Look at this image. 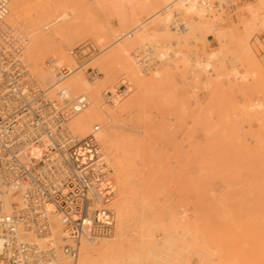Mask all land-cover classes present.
<instances>
[{"label":"bare ground","instance_id":"6f19581e","mask_svg":"<svg viewBox=\"0 0 264 264\" xmlns=\"http://www.w3.org/2000/svg\"><path fill=\"white\" fill-rule=\"evenodd\" d=\"M35 1L37 2V0ZM210 1H211L210 5L203 6L200 0H161L162 15L160 14L161 16L158 19L160 21H157L160 23H158V25L155 24L156 26L161 28L160 29L162 31V32L160 31L162 33L161 37H163L161 39H164V40L173 39L174 44H177V46H180L182 44L183 46L185 42L187 43L186 41L187 39L186 37H184L186 34L188 36L189 34H191V36L193 35V37L195 36L198 37L200 35L199 37L201 39L203 38L202 37L203 35L201 34L206 33L205 32L206 30L212 29V30H209V32L213 30H217L215 28L217 27L215 23H217L220 16L224 15L223 11L219 7V4H221V2L224 1L226 2L227 6H232L230 3L233 0H210ZM214 1H217L215 5L213 4ZM6 2H7L6 22L8 25L14 28V31H15L14 36L21 42V46H22L19 59L25 63L30 74L38 81L41 87L45 90L46 96L48 98H50L51 96L56 97L59 95L58 94L59 91L65 90V92L67 93L66 94L67 99L65 101H70L81 95L86 97L87 105H85V107H83L82 109H80L79 111L75 113V115L70 119L68 126L70 127L72 132L76 134L79 138L87 135V133H90V132L97 134L95 135L98 136V138L96 136L95 137L100 145L101 153L107 162V167L109 169V175L111 177V181H112V185L114 189L113 196L111 197L109 202L107 204L106 203L103 204L105 207L111 209L113 212L114 221H113L112 229L115 228L114 233H112L113 235L109 236V238L103 237V236L109 235L112 229L109 233L104 234V235H94V236L84 235L79 240V244L76 249L77 255L75 258H70L69 256L65 255L59 247V249H57L56 256L50 261L49 264H264V151H262L264 149H262L259 146L258 147L255 146L257 143L256 141V143L255 142H252V143L254 144L255 147H257L258 151L255 150L256 148L251 147L253 146L252 143H251L252 145L250 146L251 148H249L248 146V149L246 150L247 145L250 143L246 141L245 142L242 141V138H241V141L243 142V146L244 147L246 146V147L245 149L243 147L244 150L241 149L242 143L238 144L239 142L238 140H240V138L233 137V133H235V129L237 127L235 125L239 124V123H236L238 121L234 122L235 125L233 127L234 128L233 133L230 132L231 130H233V128L229 127V125H227L228 123L226 122L227 124L224 125L226 127L223 128L224 133L221 132L222 135L220 133H219L220 135L214 134L211 136H207L206 137L207 140L205 141L203 140L204 143L207 141L206 143L207 150L205 148L203 149L209 152L210 157L207 155L208 158L205 159L206 154L204 153L206 152L204 153L202 152L205 155V158L200 160V163L199 165L197 164L198 165L197 167H195L196 165L195 161L197 160H193L194 162L191 160H188L189 161L188 162L186 160L187 161L186 167L188 163L193 162L192 168L195 167L193 171L190 167L191 165L190 164L189 167L191 171H186L187 169H189L187 167V169L181 168V170L183 169L184 172H182L183 170L181 171L182 173L178 172L182 176V178L180 177L181 178L180 181L176 182V179L180 175L179 174L177 175L176 173H174L178 177H174L175 179L171 178L172 181H174L172 184L173 187L170 184L171 182L169 183V188L168 187L165 188L166 185L164 183L160 184L159 182H158L159 183V186H158L155 183H157V180L160 178L159 169H161L162 164L164 163L167 164L164 161H162L161 163V157H163L164 160H166L165 156H163L165 153H162L159 150V149H162L163 147L160 148V146L157 145V143L155 142L154 147H153V144L151 148L150 146L149 147L147 146L148 148L146 150H148V152L145 153L147 155H143V150L146 148V144L148 143V141H143V142H146L145 147H144L142 146L140 142L141 140L136 137L137 135L134 137H132L133 135H130L131 138L127 139V137L123 136V134L120 131H117V129L119 128L120 124H122L121 121L122 122L125 121V117H126L124 116L125 114L129 115V113L131 114V112L133 111L135 112L139 110L142 111V109L145 107L144 106L145 100L148 99L146 96L149 92L155 90V94H156L157 90L162 91V88L160 89L158 88V86L161 87V83H164V84L166 83V82H162L161 78L162 76H166L164 75V73L167 72L166 69L171 67L170 64L167 63L166 61V58H167L166 54H165L166 57H164L163 53H162L163 56L161 55L160 57V58L162 57L164 58L163 61L164 60L166 61L164 62L165 64L162 63L163 61L160 62L159 60V62L162 67L166 65V63L169 65H166L163 68H161V66L159 65L161 70L157 68L159 70L157 69L153 70V73L149 72L150 75L146 76L147 74H144V72L136 68V64L137 65L139 64L136 62V60H134L136 64L133 63L129 50L124 48V46L121 47L120 49L118 47L117 49L119 50L115 49V51L117 50L116 53H113L110 56L107 55L106 57L102 54L99 58L95 59L97 61L94 60L95 63H99V65H101L100 73H103L104 76H101V77L97 76L98 78L97 79L95 78L94 81H92L91 79L90 81H87L79 70L81 65L75 66V63H74L75 57L71 56L69 52H68L69 55H66L67 52L66 53L63 52V47L67 48L69 45H71L72 43L71 38L75 39L79 37V36L76 37L78 34L77 30L79 31V29L75 25L76 17L75 18L73 17L72 27H70L71 30H67V32H65L66 31L65 27L64 29L60 27L59 25L56 27V24H57L56 22H60V20H62L68 15L67 13H65V11H62L61 8H63V6L61 4L60 6H56V4L55 6L52 5L50 8L48 7V9L44 8L42 10L43 14L41 13L42 14L41 16H39L40 14L39 15L37 14L38 16L36 15V18L33 17L34 18L33 19L31 16H29L32 14V13L31 14L29 13L32 11L33 7L29 8L30 7L29 6L26 12L23 7L20 8L22 0H11V1L6 0ZM8 2L10 3L8 4ZM12 2H14V4L15 3L20 4L17 7L20 9L23 8L22 10H24V12H26L27 14L24 12L17 13L16 12L17 9H15L16 6L15 5L12 6ZM24 2L26 1L24 0ZM259 2L260 4H257L256 2H254L255 4H253V9H251L250 11L251 13H250L249 21H247V19L244 20L246 22L243 21V23H245V26L248 24V26H246L248 28L251 25H253V29H254V27L256 26L255 23L257 22L256 20L259 19L258 17L259 14L261 12H264V0H260ZM222 6L224 7V5ZM172 7L176 8L178 11L182 13L185 12L184 14L189 15L192 19L191 24L187 26L188 23H186L185 21V27L179 28V29L173 27L172 16L169 11L170 8ZM34 9L35 8H33V10ZM37 10L40 11L39 8ZM36 12H34V14ZM34 14H32V16ZM184 14L182 15L184 16ZM7 17L12 18L11 20L13 21L16 20L14 22L20 23L19 24L20 26H18V24H15V23H14L15 25L12 24L13 22L9 23V20L7 21ZM184 17L182 18L184 19ZM224 19L225 18H223V20ZM39 20H42V22L44 20L43 24L36 25L39 23L38 22ZM186 20H187V16H186ZM223 20H221L220 22H222ZM52 24H55V28H53L54 25ZM168 24H170V27L168 26ZM50 25L52 27H49ZM42 26H44L43 28L44 30L41 28ZM187 27H188V30H186ZM20 28H22L25 31L27 30V34H24L25 32L22 33L23 30ZM47 28H52V29L47 30L48 31L47 32L46 31ZM41 30L47 33H39ZM133 30H138V26L137 27L135 26ZM180 31L184 32L183 34L184 38H181L182 34ZM185 31H186V34H185ZM50 32H53L56 38H57V35L59 37L60 35L62 36L60 38L58 37L59 39L57 40L56 38L54 39V36H52L53 34H51ZM65 33L69 35L70 42L69 41L65 42V40L63 41L62 37L65 36ZM178 33L181 35L179 36ZM216 33L214 32V34ZM25 36H26L27 41L25 39ZM204 37H207V35L205 34ZM61 38H62V41L60 40ZM184 39L185 41L183 43ZM141 40L143 42L148 40V37L144 33V31L143 32L141 31L140 33H138L136 41L135 40L134 41L136 43L138 41V43L140 42L141 44L143 43L141 42ZM25 41L26 43L24 47ZM134 41L132 42L130 41L129 44H133V43L136 44ZM180 41H181V44H180ZM167 42L169 43V41ZM182 46L180 47L182 48ZM180 47H178V49ZM184 47L185 46H183V48ZM195 50L193 51H195L196 53L197 48ZM49 52L52 53L51 59L55 61L56 67L64 66L69 69L70 73L69 75L66 76L67 78L64 77L61 81H59L57 79V74L54 73L53 69L47 67L46 63H44L45 66H42L43 57L46 56V54ZM176 53L178 55V51ZM180 54L183 59L180 58V56H179L180 60L177 59L176 58L177 55H176L175 62L178 60L179 62L183 63L182 64L183 67H186V66L188 67L189 65H191L192 62L189 63L190 59L189 58H188L189 60L186 59L187 55H184L183 53H179V55ZM210 54H211V57L209 56ZM210 54L208 55L209 57L207 56V58L209 59L213 58L216 55V53H210ZM201 55L203 56V54ZM205 55L206 54H204L203 56L205 60L200 59L197 62H193L194 68L192 69H196L197 70L196 73H198L197 75L196 74L194 75L196 76V78L199 77L200 71H203V72L204 70L207 71V69L209 68L208 66H210V62H213L212 59H211L212 61L211 60L206 61ZM184 56H186V58H184ZM26 58L29 60L30 63L28 62ZM159 62L157 63L159 64ZM217 63L219 64L220 62L217 61ZM173 66L176 67L175 64H173ZM200 68L204 70H199ZM220 68H223V67H220ZM173 70L176 71L175 68H173ZM170 72L172 74L174 73L172 71ZM119 73L128 74L135 81L136 91L134 90V92H136L135 94L136 97L135 98L130 97L129 100L125 97L127 99V101L125 100V102L122 101L125 98H122V99L114 100L113 103H107L104 100L103 91L106 89H113L114 87L105 88V86L108 84V82L113 77L116 76V74H119ZM224 75H225V72H224ZM220 77L218 78L221 79ZM204 78H206V76ZM207 79L208 80L203 79L204 82L207 81L208 85L209 84L211 86L215 85L214 87L216 89L218 88L216 87L217 81L216 82L214 81V84L212 85L211 82L213 80H211L209 83L210 79L209 78ZM212 79H215V78H212ZM170 80H172V77ZM194 80H197V79H194ZM165 85H167V83ZM173 85H175V83ZM225 88L227 90V86ZM231 88H228V89H231ZM219 90L220 89L218 88V93H220ZM48 91L51 92V96H49L50 93ZM166 92H164L165 95H167ZM171 92L172 91L170 90V93ZM222 95H225V93ZM162 96L165 98L164 100L166 101L170 99V96L166 97L164 96V94ZM220 96H221V93H220ZM223 97H226V95ZM209 100L210 98L207 99V102ZM226 100L227 102H229L228 99ZM168 103H166V106L168 105L167 108L171 106L169 101ZM205 103H206V100H205ZM185 104L187 105V103ZM229 104H231V102ZM234 104L235 103H233V106L235 108ZM164 105L165 103H163V106ZM216 105H212V106L218 109L219 104L217 105V107ZM148 106L149 105H147V107ZM205 106H204V110L207 109V108L205 109ZM219 109L221 110L222 108H219ZM210 110H212V108ZM226 110H224V113H223L225 116L227 115V113L230 112V110L229 112H227ZM172 111H174V109H172ZM225 111H226V114H225ZM257 111L259 112H256V111L254 112L260 113V110L257 109ZM254 116H257V115H254ZM254 116L252 118L253 121L258 120V119L260 120L258 116L257 117H254ZM241 117L243 116L240 115V117L238 118L240 120H244L245 116L243 117V119ZM262 117H264V114H262ZM178 118H180V116ZM228 119L229 121L232 120V118H228ZM252 119L250 120V122H252ZM221 120L224 121L223 123H225L224 118ZM206 121L210 123L209 120H206ZM232 121L231 123H229L230 126L231 125L233 126ZM144 122H146V120ZM196 122L197 121H195V123ZM200 122H202V120H200ZM244 122L249 123V120L248 119L244 120ZM211 123H214V122H211ZM262 125H264V123H262ZM182 126L183 125H180L179 127H182ZM161 127L162 129L165 128V126L163 127L160 125V128ZM195 127L196 126L194 124L193 128ZM250 127L252 126L250 125ZM188 129L190 128L188 127ZM221 129H222V125H221ZM226 129H229L230 131ZM245 129H248V128H244V130ZM163 130L165 131V129ZM210 130L211 131L214 130V127L213 129L211 128ZM164 131H161V132L164 133ZM260 131L262 130H259V133H261ZM226 132L232 133V137L229 136L228 134L226 135L225 134ZM246 132H249V131L246 130ZM167 133H166L167 138L166 136H164V134L163 135L159 134V135L164 136L163 138H166L167 142L169 141L171 143L174 142L173 140H176L175 137L173 139L171 138L169 139L168 136L170 134V131L169 132L167 131ZM171 133L173 134L172 131ZM199 133L201 134V131H199ZM189 134L190 133H188L187 135L189 136ZM192 134L193 133H191V135ZM211 134L213 133L211 132ZM248 134L250 133H247L246 135ZM251 134L249 136H251ZM258 134H255V136L257 135V138H258ZM191 135L188 138H191ZM204 135H209V134L205 132ZM143 137H146V136L143 135L141 138ZM150 137L152 138V136ZM194 137L196 138V136ZM179 138L181 139L180 136ZM203 138L205 139V137ZM232 138L236 139L235 142H233ZM129 140H132V141H129ZM143 140L145 139L143 138ZM147 140H148V137H147ZM151 140L152 142L154 141L153 139ZM181 140L183 141V139ZM231 140L233 144L237 142V144L240 145L239 147L240 149L236 148L237 146H235V150H233L234 146H232ZM185 141L186 140L184 139V142ZM260 141L262 140H259V142ZM170 142L169 144H171ZM194 143H190V144H193L191 146H194L197 144L196 141ZM245 143H248V144H245ZM202 144H199V145H202ZM224 144H226L227 146L229 145V146L227 147L225 145L224 147ZM140 145L141 147H144L143 150L140 147ZM171 146L174 147L177 145L171 144ZM230 146L233 148H230ZM182 147L184 148V146ZM202 147L200 148L202 149ZM154 148H159V149L154 150ZM260 148L262 149L261 151H260ZM165 149H166V146H165ZM236 149L237 150L239 149V150L236 151ZM249 150H255V151H249ZM157 151H159L161 155ZM183 153L184 152H182V154ZM180 156L181 154L179 152V157ZM166 158H169L168 154L166 155ZM178 158H176L175 160H177ZM184 159L185 158L181 159L182 163L180 164H182V167H183ZM175 160H172V161L174 162ZM178 160H180V158ZM177 162L179 161H176V164H178ZM165 164H164V168L162 167L163 171L165 169ZM178 167H179V164H178ZM171 168L172 170H175L173 167ZM141 169H142V172L140 173ZM178 169H180V167ZM114 171H115L116 176L114 175ZM168 174L170 175V173ZM163 175L165 177L168 176V175H165L164 173ZM161 186H163L162 190L163 188H165V191H163L164 195H158L159 197L162 196L161 197L162 201L159 200V198L157 197L156 191H155L161 188ZM157 187L159 188L157 189ZM95 194L97 195L95 197L98 198V201L100 202L102 197L98 195L97 192H95ZM115 195H117V199L114 200ZM13 201H17V197H14L12 199H7L6 209L8 211L11 209L10 204ZM101 203L102 202H100V204L96 203V206H101ZM50 217H51V222H52L51 232L49 233L46 239H51L52 242L55 243L56 247L61 246L64 242L69 243L67 239L63 241V238L65 237V233H64L63 226L61 224L59 215L55 213H51ZM29 237L31 239H34V236L32 235H30ZM37 241L40 244L43 240H37Z\"/></svg>","mask_w":264,"mask_h":264},{"label":"rangeland","instance_id":"374dc122","mask_svg":"<svg viewBox=\"0 0 264 264\" xmlns=\"http://www.w3.org/2000/svg\"><path fill=\"white\" fill-rule=\"evenodd\" d=\"M25 1L26 2H24V0H22V3L24 5L20 2L22 6L20 4H16V3L14 4V2H12V6L13 5L16 6V7L15 6L14 7H15V9H17V11H16L17 13H19V12L22 13V12H24V10L27 12L29 6H30L29 8H32V7L35 8L34 10L32 8V11L30 13L28 11L29 14H31V13L34 14V12L37 11L34 14L35 16L34 15L32 16V14L29 15L32 18L33 17L36 18L37 14L38 15L40 14L39 16H41L43 14L42 10L44 8L48 9V7L50 8L52 5L55 6V4H56V6H60V4H61L63 6V8H61L62 11H65V13H67L68 15L65 18H63L62 20H60V22H56L57 24L56 23L55 24H56V27L58 25L60 27H62L63 29L65 27V30H66L65 32H67V30H71L70 27H72L73 17L74 18L76 17V19H75L76 24L75 25L79 29V31L77 30V33L78 34L80 33L79 35L77 34L76 37H78V36L79 37L75 38L76 40L74 38L73 39L71 38V40H72L71 45H69L67 48L63 47V52L64 53L67 52L66 55H69L68 49H71L72 47L76 46L77 44L85 42V41H91L96 47H98L99 53H97L96 55H93L91 58H87L84 61H82L81 63L82 64L84 63V65L79 68L83 77L87 81H90V79L87 77V74H86L87 67L96 68L99 72L101 71V68H100L101 65H99V63H95V61H97L95 59L99 58L102 54L105 57L107 55L110 56L113 53H116L117 50H119L123 46H124V48L129 50L130 55H131V59L133 60L134 64H136V62H134L135 58H133V57H134V53L136 51L145 49L146 47L151 49L152 56L156 60V65L158 67L155 66L152 69L144 70L141 67L139 68V66L136 64V68L138 70L144 72V74H147L146 76L150 75L149 72L153 73V70H156L157 68L160 69V66H161L160 62H162L164 59L163 57L160 58L161 55L163 56V54H164V57L167 56L166 61H167V63L170 64L171 67L170 66L169 67L171 69L167 68L166 70H167L168 74H167V72H165L164 75H166V76H162V78H161V81L166 82L167 85H165L166 83L164 84V83L160 82L161 87L158 86V88H160V89L162 88L163 92L159 91L157 89H156L157 90L156 94H155V90L149 92L146 96L148 99L145 100V104H144L145 109L143 108L142 111L141 110L136 111V112L133 111V112H131V114L129 113V115L125 114L124 115V116H126L125 121H123V122L121 121L122 124H124V123L125 124L124 125L120 124L119 128L117 129V131H120L123 134V136L127 137V139L131 138L130 135H133L132 137L137 135L136 137L141 140V141L140 140L139 141L141 142L142 146H144V147H145L146 142H143V141H148L145 149H144V147H141V145H140L142 150L144 149L143 155H147V154H145L146 152H148V150H146V149L149 146L151 148L152 144L154 147L155 142L157 143V145L160 146V148L163 147L162 149L154 148V150L159 149L162 153H165L163 156H165L166 160H164V158L161 157V163H162V161L167 163V164L164 163L165 164L164 171L162 170L164 168V164H162L163 168L160 166L161 167V169H159V177L160 178L157 180V183H155L158 186H159V183L160 184L164 183L166 185L165 188H167V187L169 188V183L171 182L170 184L171 185L173 184L174 181H172V179H175L174 177H178L177 176L178 174L180 175L176 179V182L180 181V179L182 178L180 173L184 172V170L182 169L183 170L182 171L181 168L187 169V167H188L189 169H187L186 171H191L190 170V167H191V169L193 171L195 169V167H197L199 165L200 160L205 158L204 154H206L205 159H207L210 154H209V152L205 151V149L207 150V148H206L207 147V144H206L207 141L204 143V141L207 140L206 137L214 135V134H217V135L221 134L222 135L221 132L224 133L223 128L226 127L224 125H226L227 123H228L227 125H229V127H232V128L235 125L234 122L238 121L236 123H239V124L242 123L240 125L239 124L235 125V126H237L236 127L237 130L235 129V133H233L234 128L231 131L229 129H226V130L233 133V137H235V138L239 137L240 138V140H238L239 141L238 144L242 143V148H241L242 150H244L246 147V146L245 147L243 146L242 141H244V142L246 141V142L250 143V144L245 143V144H248L246 147V150L248 149V146H249V148H251V147L256 148L255 150H257L258 146L261 147L262 149H264V147H262V146H264V142H262V141H264V132H262V131H264V125H262V123H264V117H262V114H264V113H262V112H264V110H262V109H264V12H261L259 14V16H258L259 19L256 20L257 22L259 21L258 22L259 24L256 22L255 23L256 26L254 27V29H253V25L250 26L252 28H250V27L248 28V27H246V26H248V24L245 26V23H243V21L246 19H247V21H249L250 13H251L250 11H251V9H253V4H255L254 2H256L257 4H260V2H259L260 0H233L230 3L232 6H227L226 2H224V1L221 2V4H219V7L223 11L225 16L224 15L220 16V14H219L220 18L217 21V23H215V25L217 26L215 28L217 30H213L215 33L216 32L217 33L214 34L213 31L209 32V30H212V29H208L205 31L206 33L201 34V35H203L202 36L203 38L200 39V37H199L200 35L198 37H196V36L193 37V35L191 36V34H189V36H188L186 34V31H185L186 35L184 37H186L187 43L186 42L184 43V41H185V39H184L183 40V43L185 44V45L183 44V46H185L184 48L181 44V41H180V44H181L180 46H182V48L180 46H177V44H174L173 39L172 40L171 39L170 40L161 39V38H163V37H161V35H162V33H161L162 31L160 30L161 28L155 25V24L158 25V23H160L157 21H160L158 19L162 15L161 0H37V2L35 0H33V1L32 0H25ZM250 1H252V2H250ZM9 3L10 2H8V4ZM57 4H59V5H57ZM19 5H20V8L23 7L24 10H22L23 8L22 9L18 8L17 6H19ZM222 5H224V7ZM14 7H13V9H14ZM36 8L37 9L39 8V10L41 12L38 11ZM26 12H24V13H26ZM184 13L185 12H183L182 14H184ZM184 16L182 15V17H184V20L186 21V23H188L187 26H189V24H191V22H192V19L187 14H184ZM186 16H187V20H186ZM223 18H225V19L223 20ZM11 19L12 18L7 17V21L9 20V23L13 22L12 24H14L15 23L14 21H16V20L13 21ZM45 20H46V18H45ZM221 20H223V21L220 22ZM40 21H41V23H40ZM38 22L39 23L36 25H41V24H43L44 20H43V22H42V20H39ZM244 22H246V21H244ZM15 24H18V26H20L19 25L20 23H18V22ZM55 24H52V25H54L53 28H55ZM69 25H71V26H69ZM135 26L136 27L138 26V30H133V28ZM168 26L170 27V24H168ZM49 27H52V26L50 25ZM41 28L43 29L44 26H42ZM20 29H22V28H20ZM51 29L52 28H47L46 31L51 30ZM43 30H41L39 33H47L48 32V31L44 32ZM186 30H188V27L186 28ZM141 31L142 32L144 31V33L147 35L149 41L146 40L147 41V43H146V41L143 42L141 40V42H143V43L140 44V42L138 43V41H140V40H138L137 41L138 44H137L135 42L136 38H137V34L140 33ZM158 31L160 34L158 33ZM183 31H180L182 34L181 38H184L183 37V34H184ZM23 32H25L24 34H27V30L26 31L23 30L22 33ZM50 33L53 34L52 36H54V39H55L56 38L55 34L53 32H50ZM181 34H179V36ZM205 34L207 35V37H204ZM61 36L62 35H60V37ZM58 37L59 36L57 35V38H56L57 40L60 38V37L59 38ZM62 38H63V41L65 40V42L69 41V35H67V33H65V36ZM62 38L60 39L61 41H62ZM25 39H26V36H25ZM162 40H164V41H162ZM201 40H202V42H201ZM26 41H27V39H26ZM26 41L24 42V47H25ZM130 41L131 42L134 41L136 44H134V43L129 44ZM167 41H169V43ZM171 45H173V46H171ZM174 45L177 47H175ZM178 45H179V43H178ZM118 47H119V49H117ZM178 47H180L179 49H181V50H179ZM196 48H197V52H196L197 54L195 53ZM115 49H117V50L115 51ZM193 50H195V51H193ZM177 51H178V55L176 53ZM179 53H183L184 55H187V58H186V56H184V58H186V59L189 58L190 59L189 63L192 62L191 65H189L188 67L187 66L183 67V65H182L183 63L179 62L178 60L175 62L176 58L179 60H180V58H182L181 54L179 55ZM208 53L209 54L210 53H216V55L213 58H211L213 60V62H210V66H208L210 69L208 68L206 71V70L200 68L199 70H204L205 73L203 71H200L199 73H200L201 77L199 75V77L196 78V76H194V75L195 74L197 75L198 73H196L197 72L196 69H192V68H194L193 62H197L200 59L205 60L203 58L204 54H206L205 55L206 61L207 60L210 61L211 59L207 58V56L209 55ZM165 54H166V56H165ZM201 54H203V56ZM229 55H231V56H229ZM175 56H176V58H175ZM179 56H180V58H179ZM209 56L211 57V54ZM48 58H52V53L49 52L46 54V56L43 57L42 66H45L44 63ZM159 60H160V62H159ZM166 61L164 60L162 63H164ZM217 61L220 63L218 64ZM28 62H29V60H28ZM157 62H159V64ZM74 63H75V66L81 65L80 60H78L76 58H74ZM167 63H166V65H169ZM173 64H175L176 67H174ZM60 65H62V64H60ZM166 65H164V66H166ZM163 67L161 66V68H163ZM220 67H223L224 69L220 68ZM173 68H175L176 71H174ZM233 68H234V70H233ZM29 69H30V67H29ZM159 69H157V70H159ZM162 70H164V69H162ZM170 71H172L174 73L172 74ZM221 72H223V73H221ZM224 72H225L226 76L224 75ZM176 75H178V76H176ZM204 75L206 76V78H204L205 77ZM101 76H104L103 73H100L98 75V77H101ZM220 76H222V77H220ZM35 77H37V76H35ZM98 77H96V79ZM171 77H172V80H174V81L170 80ZM218 77H220L221 79H219ZM202 78L206 79V80H208L207 78H209L210 79L209 83L211 80H213L212 81L213 83L211 82L212 85L214 84V81L215 82L217 81L216 87H218L220 89L219 92L221 93V96H220V93H218V88L216 89L214 87L215 85L211 86L209 84L210 85L209 86L207 81L204 82V80ZM212 78H215V79H212ZM194 79H197V80H194ZM123 80L129 81L131 84V91H130L131 94L129 93L126 98L128 100L130 99V97L135 98L136 97V95H135L136 92H134L135 81L128 74H120V73L116 74V76L113 77L108 82V84L105 86V88L106 87H115V86L119 85ZM218 81H219V83H218ZM172 82H173V84L175 83L176 86L173 85ZM199 83L202 84L203 86L200 85ZM162 85H163V87H162ZM226 86H227V90L225 88ZM231 86H232V88H231ZM206 87H208V88H206ZM223 88H225V89H223ZM228 88H231V89H228ZM170 90L172 91L171 93H170ZM221 90H222V92H221ZM160 92H161V94H160ZM164 92H166L167 95H165ZM223 92L225 93L226 97H223V96H225V95H222V94H224ZM49 93H50V95L49 94L48 95L51 96V92H49ZM163 94L166 97L170 96V99L168 98L169 99L168 101L170 102L171 106L168 108H167V106L169 105V103H168V101L164 100L165 98L162 96ZM156 95H158V96H156ZM87 96H88V94H87ZM161 96H162V98H161ZM212 96H213L214 100H213ZM50 98H54V96L53 97L51 96ZM126 98L122 101L123 102H125V100L127 101ZM206 98L207 99L210 98V100L207 102ZM226 99H228L229 102H227ZM205 100H206V103H205ZM241 100H242V102H241ZM223 101H225V102H223ZM162 102L165 103L164 106H163ZM230 102H231V104H229ZM166 103H168L167 106H166ZM185 103H187V105ZM233 103H235L234 104L235 108L233 106ZM216 104L217 105L219 104L218 105L219 108H222V109L220 110L219 108L217 109L214 106H212V105H216ZM147 105H149V106L147 107ZM172 105H174V106H172ZM217 105H216V107H217ZM204 106H205V109L207 108L206 110H204ZM211 108H212V110H210ZM165 109H167V110H165ZM172 109H174V111H172ZM257 109L260 110V113H256V112H259V111H257ZM224 110H226L227 112H229V110H230V112L227 113V115L225 116L223 114ZM252 110H253V112H252ZM226 111H225V114H226ZM238 111H240V112H238ZM248 111H249V113H248ZM254 111H256V112H254ZM143 112H145V113H143ZM233 112H234V114H233ZM236 112H238V113H236ZM231 113H232V115H231ZM151 114H153V115H151ZM235 114L238 117H240V115H242L243 117L245 116L244 120L248 119L250 124L247 123L248 121L244 122V120H240L238 117L235 116ZM250 114H252L253 116L257 115L260 118V120L258 119V120L253 121V119H252L253 116ZM179 116H180V118H178ZM257 116H254V117H257ZM144 117H146V118H144ZM219 117H221V118H219ZM222 117L225 119V123H223L224 121L221 120V119H223ZM227 117L232 118L233 121L232 120L229 121V119ZM243 117H241V118L243 119ZM251 119H252L253 123L250 122ZM145 120H146L147 124H146V122H144ZM200 120H202L203 123L200 122ZM206 120H209L210 123H208V121H206ZM149 121H150V123H149ZM195 121H197V122L195 123ZM231 121L233 123V126L232 125L230 126V124H229V123H231ZM261 121H262V123H261ZM193 122H194L195 126L200 130H198L196 127L193 128L194 127ZM211 122H214V123H211ZM160 125L163 127L165 126V128H163V129H165L166 133H167V131L168 132L170 131L171 135L169 134V136H168L169 139L170 138L173 139L175 137L176 140H173L174 142L171 143L169 141L172 145H174V144L177 145V146H174L175 148L172 147L171 144H169V142H167V139H166L167 135H166L165 131L162 129V127L160 128ZM180 125H183L182 126L183 128L179 127ZM197 125H199V126H197ZM221 125H222V129H221ZM250 125L252 127H250ZM260 125H261V127H260ZM143 126H144V128H143ZM188 127L190 129H188ZM210 127L212 129L214 127V130L211 131ZM185 128L188 130H186ZM244 128H248V129L244 130ZM204 129H206V130H204ZM241 129H243V130H241ZM174 130H175V132H174ZM208 130H210V131H208ZM246 130L249 132H246ZM259 130H262V131H260L261 133H259ZM161 131H164V133H162ZM171 131L173 132L174 135L171 133ZM199 131H201V134L199 133ZM243 131H244V133L245 132L246 133L244 134ZM205 132H207V134H209V135H204ZM211 132L213 134H211ZM188 133H190L189 136L191 135V133H193L191 135V138H188L189 137L187 135ZM232 133L226 132L225 134L226 135L228 134L229 136L232 137ZM247 133H250V134L252 133V134H251V136H249L250 134L246 135ZM254 133L255 134L259 133L258 138H257V135L255 136ZM95 134L96 133H94V135ZM159 134H161V135L164 134V136H166V138H163L164 136H161ZM260 134H262V135H260ZM143 135L146 136V137H143L145 140H143V138H141ZM153 135H154V137H153ZM150 136H152V138ZM179 136L181 137V139H183V141L179 138ZM194 136H196V138ZM96 137L98 138V136H96ZM147 137H148V140H147ZM203 137H205V139ZM244 137H245V139H244ZM259 137H261V138H259ZM197 138H198V140H197ZM235 138H232L233 142H235V140H236ZM241 138H242V141H241ZM151 139L154 140L153 141L154 143L152 142ZM184 139L186 140L185 141L186 143L184 142ZM201 139H202V141H201ZM132 140H129V141H132ZM149 140H151V141H149ZM232 140H231V142H232ZM259 140H262V141L259 142ZM165 141H166V143H165ZM195 141L197 144L194 146H191L193 144H190V143H194ZM256 141L258 144L256 143ZM180 142H181V144H180ZM233 142L231 144H232V146H234V148L231 146H230V148H233V150H235V146H237L236 148L240 147V145H238L237 142L234 144H233ZM252 142H255L256 143L255 146H257V147H255ZM251 143L253 144V146H251L252 145ZM149 144H151V145H149ZM188 144H190V145H188ZM199 144H202V145H199ZM261 144H262V146H261ZM225 145L226 144H224V147H225ZM159 146H157V147H159ZM165 146H166V149H165ZM182 146H184V148ZM198 146H199V148H198ZM200 147H202V149ZM221 147H223V146H221ZM243 147H244V149H243ZM193 148H194V150H193ZM203 148H205V149H203ZM261 148H260V151L262 150ZM103 150H104V148H103ZM238 150L236 149V151H238ZM255 150H249V151H255ZM262 151H264V150H262ZM157 152L159 153V151H157ZM179 152H180L181 156L183 155L182 157L181 156L179 157ZM182 152H184V153L182 154ZM202 152L203 153L206 152V153L203 154ZM159 154L161 155V153H159ZM167 154H168L169 158H166ZM169 154H171L172 156ZM192 154H193V156H192ZM177 156L180 158V160L185 158L184 163H183V167H182V164H180V163H182V160L180 162V160H178L179 158ZM190 156H191V158H190ZM171 157H172V159H171ZM176 158H178V159L175 160ZM172 160H175V161L173 162ZM186 160L187 161L188 160H191V161L197 160V161H195V163H196L195 167L192 168V163L194 161L192 163L191 162L188 163V165L186 167V164H187ZM176 161H179L177 163L179 164L180 169H178L179 167H178V164H176ZM189 165H190V167H189ZM171 167H173L175 170H172ZM141 172H142V169H141L140 173ZM178 172H180V173H178ZM163 173L165 175H168V176L165 177L163 175ZM168 173H170V175ZM174 173H176L177 175ZM114 175H115V171H114ZM165 180L166 181L168 180L167 183ZM174 185H175V183H174ZM162 187L163 186H161V188L157 187V189L158 188L159 189L155 190L157 197L159 198L160 201H162L161 200L162 196L159 197L158 195H164L163 191H165V188H163V190H162ZM172 187H173V185H172ZM170 193H172V192H170ZM115 199H117V195H115L114 200ZM118 201H119V199H118ZM114 229L115 228L112 229V231L109 235L103 236V237L109 238V236L113 235L112 233H114Z\"/></svg>","mask_w":264,"mask_h":264},{"label":"built area","instance_id":"2783aa9c","mask_svg":"<svg viewBox=\"0 0 264 264\" xmlns=\"http://www.w3.org/2000/svg\"><path fill=\"white\" fill-rule=\"evenodd\" d=\"M200 2L211 4L210 0ZM169 11L173 27H185L182 12L174 7ZM6 15L7 2L0 0V264H49L59 247L75 258L82 236L111 231L113 212L103 204L109 202L114 189L94 133L79 138L68 126L75 113L87 105L86 97L65 101V90L54 98L46 96L19 59L21 42L7 24ZM68 52L81 63L99 49L85 41ZM134 57L144 70L156 65L148 47L136 51ZM45 63L59 81L70 73L67 67H56L51 58ZM86 74L93 81L100 72L87 67ZM130 91V82L123 80L104 90L103 97L113 103ZM95 192L102 197L101 206H96L100 202ZM14 197L17 201L8 211L7 199ZM51 213L59 215L63 241L69 243L56 247L46 239L51 232ZM37 240L43 241L39 244Z\"/></svg>","mask_w":264,"mask_h":264}]
</instances>
